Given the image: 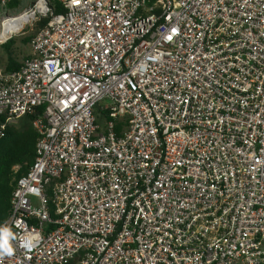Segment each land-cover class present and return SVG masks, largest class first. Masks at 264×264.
Segmentation results:
<instances>
[{"label": "built area", "instance_id": "2783aa9c", "mask_svg": "<svg viewBox=\"0 0 264 264\" xmlns=\"http://www.w3.org/2000/svg\"><path fill=\"white\" fill-rule=\"evenodd\" d=\"M43 20L0 67V135L44 108L0 264H264V0H29L0 45Z\"/></svg>", "mask_w": 264, "mask_h": 264}, {"label": "trees", "instance_id": "16d2710c", "mask_svg": "<svg viewBox=\"0 0 264 264\" xmlns=\"http://www.w3.org/2000/svg\"><path fill=\"white\" fill-rule=\"evenodd\" d=\"M21 1V0H19ZM19 1L8 4L7 7L15 8ZM58 12H64V9L57 5ZM46 20L37 23V31L43 28ZM33 37V36H32ZM32 37L23 39V42L30 43ZM15 40L10 39L2 48L6 54V63H3L5 71L12 72L21 68L22 62L15 52ZM23 61V60H22ZM44 108L38 109L35 116H26L20 127L14 124H8L0 135V225L8 218L11 198L16 186V180L24 175L29 167L34 163L36 144L39 139V133L33 127V121L36 116L43 114ZM119 130V126L116 127ZM20 166L16 173L14 167Z\"/></svg>", "mask_w": 264, "mask_h": 264}, {"label": "rangeland", "instance_id": "374dc122", "mask_svg": "<svg viewBox=\"0 0 264 264\" xmlns=\"http://www.w3.org/2000/svg\"><path fill=\"white\" fill-rule=\"evenodd\" d=\"M29 4V0H21L19 1V4L15 8H0V33L2 32V26L1 22L2 19L7 15H15L20 13L22 10H24L25 7H27ZM37 32L36 26L28 27L25 29L24 34H19L17 36L12 37L11 39L15 40V52L18 54L20 61L24 60V58L30 56L31 50L29 43L23 42V39L27 37H32ZM1 40V39H0ZM10 40V39H9ZM3 45H0V67H3V63H6V54L2 48ZM23 120H17L13 121L10 124H14L18 127L22 125Z\"/></svg>", "mask_w": 264, "mask_h": 264}, {"label": "bare ground", "instance_id": "6f19581e", "mask_svg": "<svg viewBox=\"0 0 264 264\" xmlns=\"http://www.w3.org/2000/svg\"><path fill=\"white\" fill-rule=\"evenodd\" d=\"M16 26L13 23H6L3 28V33L0 35V39H4L5 37L9 36L12 32L16 31Z\"/></svg>", "mask_w": 264, "mask_h": 264}, {"label": "clouds", "instance_id": "9594fccd", "mask_svg": "<svg viewBox=\"0 0 264 264\" xmlns=\"http://www.w3.org/2000/svg\"><path fill=\"white\" fill-rule=\"evenodd\" d=\"M8 232H5V240L3 242V247H4V250L8 253V254H11V248L8 246V242H7V236H8Z\"/></svg>", "mask_w": 264, "mask_h": 264}]
</instances>
